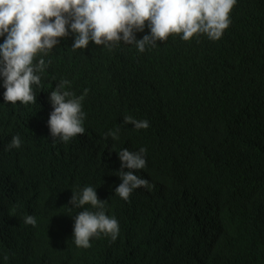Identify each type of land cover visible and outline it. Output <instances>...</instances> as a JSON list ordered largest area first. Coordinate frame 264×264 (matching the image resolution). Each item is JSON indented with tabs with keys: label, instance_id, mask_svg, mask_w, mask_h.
I'll return each instance as SVG.
<instances>
[{
	"label": "trees",
	"instance_id": "trees-1",
	"mask_svg": "<svg viewBox=\"0 0 264 264\" xmlns=\"http://www.w3.org/2000/svg\"><path fill=\"white\" fill-rule=\"evenodd\" d=\"M230 16L219 40L173 34L143 53L124 42L73 51L74 36L61 38L36 104L5 103L0 78V264H264V0H237ZM61 79L87 90L86 131L53 143L48 96ZM17 134L21 147L7 150ZM141 147L147 166L133 171L151 188L125 201L118 152ZM88 185L120 230L78 248L82 209L68 202Z\"/></svg>",
	"mask_w": 264,
	"mask_h": 264
},
{
	"label": "clouds",
	"instance_id": "clouds-1",
	"mask_svg": "<svg viewBox=\"0 0 264 264\" xmlns=\"http://www.w3.org/2000/svg\"><path fill=\"white\" fill-rule=\"evenodd\" d=\"M237 0H0V78L4 88L3 100L13 105L36 104V87L41 86V74L52 61L45 57L60 44L61 38L74 36L71 47L88 48L90 42L109 50L121 42L134 44L140 53L155 47L169 36L179 35L190 42L205 35L219 40L231 24L230 13ZM149 32L137 39V32ZM70 81L61 79L50 91L48 99L52 111L47 120L53 143L59 139L69 142L85 133L83 110L85 95L77 96L66 90ZM123 124L137 130L147 129V120L124 116ZM119 128L105 133V139H119ZM19 134L12 137L7 150L20 148ZM147 149L124 148L118 152L121 168L116 173L121 183L114 193L127 201L133 190L151 188L149 181L133 170L145 169ZM129 169L124 171V169ZM72 190V189H71ZM72 208L82 209L74 216L73 239L78 248L91 247V240L101 235L114 242L119 234V221L106 214V200L98 197L96 188L88 185L72 190L68 202ZM89 205L90 208L85 207ZM26 225L36 226L33 215L23 217ZM5 261L9 259L5 254Z\"/></svg>",
	"mask_w": 264,
	"mask_h": 264
}]
</instances>
